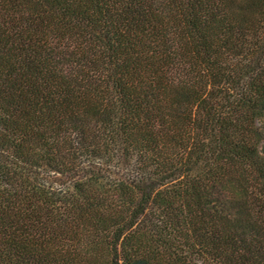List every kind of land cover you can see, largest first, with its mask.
Masks as SVG:
<instances>
[{"label":"trees","instance_id":"trees-1","mask_svg":"<svg viewBox=\"0 0 264 264\" xmlns=\"http://www.w3.org/2000/svg\"><path fill=\"white\" fill-rule=\"evenodd\" d=\"M0 264H264V0H0Z\"/></svg>","mask_w":264,"mask_h":264}]
</instances>
